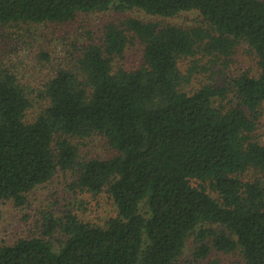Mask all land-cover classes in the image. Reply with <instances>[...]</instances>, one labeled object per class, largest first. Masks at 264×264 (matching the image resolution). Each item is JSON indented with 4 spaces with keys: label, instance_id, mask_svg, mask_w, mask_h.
Here are the masks:
<instances>
[{
    "label": "trees",
    "instance_id": "16d2710c",
    "mask_svg": "<svg viewBox=\"0 0 264 264\" xmlns=\"http://www.w3.org/2000/svg\"><path fill=\"white\" fill-rule=\"evenodd\" d=\"M110 9L197 11L202 24L129 17L105 24L77 47L72 66L55 65L47 79L0 67V201L22 206L61 171L75 189L105 192L115 208L102 223L43 212L41 234L0 247V264H184L189 236L198 246L186 264L212 250L264 264V144L256 136L264 1L0 0V24H60ZM136 41L132 60L126 52ZM241 43L256 74L199 78L206 66L223 70ZM30 110L37 113L28 119ZM94 136L113 155L83 154Z\"/></svg>",
    "mask_w": 264,
    "mask_h": 264
},
{
    "label": "rangeland",
    "instance_id": "374dc122",
    "mask_svg": "<svg viewBox=\"0 0 264 264\" xmlns=\"http://www.w3.org/2000/svg\"><path fill=\"white\" fill-rule=\"evenodd\" d=\"M264 1V0H263ZM134 17L156 23H170L181 26L202 24L197 11L181 12L175 17L151 15L141 10H115L77 14L70 21L60 24H0V67H12L21 76L39 80L47 79L54 66H72L77 47L101 35L103 27L108 22H121ZM139 42H135L127 50L126 55L132 60L139 59ZM41 52L48 54L49 60L43 58ZM197 54L195 58H199ZM229 65L223 70L216 66H206L201 73L212 81H225L241 71L257 73L256 58L252 50L244 43L239 44L229 58ZM224 57H222V61ZM189 60H183L182 68H186ZM37 113L30 110L27 118H33ZM256 136L264 144V104L258 110L256 118ZM82 153L100 158L113 155L105 139L94 136L91 143L82 146ZM73 177L69 173L57 171L46 183L36 186L27 193L26 202L22 206L11 200H1L0 209V247L12 245L22 238L41 234L40 217L43 212L54 211L61 216L72 211L86 221L102 223L109 215L115 213V208L105 192L97 196L72 187ZM209 227V225H208ZM217 227V226H215ZM219 228V227H217ZM196 239L189 236L183 248L180 262L186 264L194 259L197 249ZM246 264L239 250L231 252L210 251L206 258L195 260L196 264Z\"/></svg>",
    "mask_w": 264,
    "mask_h": 264
}]
</instances>
